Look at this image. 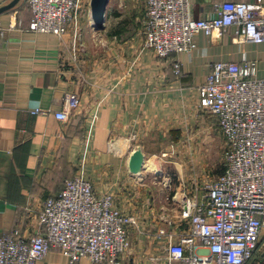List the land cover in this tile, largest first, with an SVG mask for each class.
<instances>
[{"label": "crops", "instance_id": "1", "mask_svg": "<svg viewBox=\"0 0 264 264\" xmlns=\"http://www.w3.org/2000/svg\"><path fill=\"white\" fill-rule=\"evenodd\" d=\"M219 1L189 0L192 16L213 14ZM262 12L264 0L252 11ZM29 16L26 0H0V233L11 227L32 231L41 201L64 178L79 175L138 217L128 227L131 245L121 255L123 264H161L165 239L156 233L166 218H175L165 181L189 186L203 175L206 138L218 126L198 105V86L216 60L253 59L264 77V39L237 35L233 27L213 36L197 32L191 51L158 57L142 47L139 25L114 36L107 57L81 70L69 65L66 32L30 30ZM69 92L79 97L74 107L64 103ZM35 106L43 110L30 112ZM63 106L65 117L56 118L53 111ZM138 145L144 162L132 172L128 159ZM263 250L264 222L253 256ZM152 255L159 258L150 260ZM41 263L67 264V257L50 246ZM74 264L107 263L80 256Z\"/></svg>", "mask_w": 264, "mask_h": 264}, {"label": "built area", "instance_id": "2", "mask_svg": "<svg viewBox=\"0 0 264 264\" xmlns=\"http://www.w3.org/2000/svg\"><path fill=\"white\" fill-rule=\"evenodd\" d=\"M79 1L26 0L27 28L64 33ZM260 1L222 0L213 14L194 17L189 0H144L142 47L158 57L191 51L195 33L220 35L230 27L237 35L261 41L264 12L252 13ZM173 66L181 75L180 61L175 59ZM197 94L198 105L215 116L225 138L223 169L213 178H195L189 186L165 181L170 187L165 198L175 218H166L167 225L156 233L165 239L161 264H244L257 248L264 222V77L257 75L253 59L216 60ZM78 101L75 92L64 98L68 107ZM38 110L43 109L35 106L30 112ZM53 113L56 118L66 115L64 106ZM137 221L111 192L98 193L89 179L69 176L41 201L32 231L11 227L0 233V264H42L50 246L60 248L67 264L80 256L92 263L123 264L121 255L131 245L128 227Z\"/></svg>", "mask_w": 264, "mask_h": 264}, {"label": "rangeland", "instance_id": "3", "mask_svg": "<svg viewBox=\"0 0 264 264\" xmlns=\"http://www.w3.org/2000/svg\"><path fill=\"white\" fill-rule=\"evenodd\" d=\"M144 11L141 0H108L105 26L96 29L92 24L90 0H80L65 31L67 38L63 47L72 63L69 65L83 70L101 62L110 52L114 36L127 34L134 27L142 25ZM207 139L201 179L213 178L223 168L225 138L220 128L212 129Z\"/></svg>", "mask_w": 264, "mask_h": 264}, {"label": "water", "instance_id": "4", "mask_svg": "<svg viewBox=\"0 0 264 264\" xmlns=\"http://www.w3.org/2000/svg\"><path fill=\"white\" fill-rule=\"evenodd\" d=\"M108 0H90V14L92 24L96 29L103 28L105 26L106 19V6ZM144 162V152L138 145L129 155L128 167L132 172H138L141 170ZM249 264H264V250L259 256H255L251 259Z\"/></svg>", "mask_w": 264, "mask_h": 264}, {"label": "trees", "instance_id": "5", "mask_svg": "<svg viewBox=\"0 0 264 264\" xmlns=\"http://www.w3.org/2000/svg\"><path fill=\"white\" fill-rule=\"evenodd\" d=\"M223 169V168H222ZM222 171V170H221ZM254 257V256H253Z\"/></svg>", "mask_w": 264, "mask_h": 264}]
</instances>
